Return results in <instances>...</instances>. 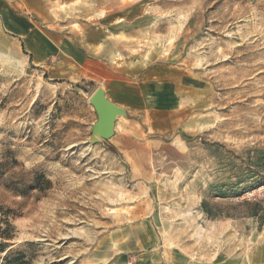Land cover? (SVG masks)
Masks as SVG:
<instances>
[{
	"label": "rangeland",
	"instance_id": "rangeland-1",
	"mask_svg": "<svg viewBox=\"0 0 264 264\" xmlns=\"http://www.w3.org/2000/svg\"><path fill=\"white\" fill-rule=\"evenodd\" d=\"M0 207L18 264H264V0H0Z\"/></svg>",
	"mask_w": 264,
	"mask_h": 264
},
{
	"label": "water",
	"instance_id": "water-1",
	"mask_svg": "<svg viewBox=\"0 0 264 264\" xmlns=\"http://www.w3.org/2000/svg\"><path fill=\"white\" fill-rule=\"evenodd\" d=\"M90 103L98 115V130L106 136L111 135L112 122L121 111L106 101L101 89L93 94ZM107 130L110 131L109 135L105 134Z\"/></svg>",
	"mask_w": 264,
	"mask_h": 264
},
{
	"label": "trees",
	"instance_id": "trees-1",
	"mask_svg": "<svg viewBox=\"0 0 264 264\" xmlns=\"http://www.w3.org/2000/svg\"><path fill=\"white\" fill-rule=\"evenodd\" d=\"M108 149L111 152H115V149L112 146H109ZM46 186H49L48 181H44ZM32 189H37L33 187ZM41 189H39L40 191ZM0 207V212H1ZM9 214H11L10 211L2 212L0 217V255L5 254L2 258L3 264H18V259H11V255L13 254L11 251H7L9 246L7 244V241L11 240L12 238V227L9 223Z\"/></svg>",
	"mask_w": 264,
	"mask_h": 264
},
{
	"label": "bare ground",
	"instance_id": "bare-ground-1",
	"mask_svg": "<svg viewBox=\"0 0 264 264\" xmlns=\"http://www.w3.org/2000/svg\"><path fill=\"white\" fill-rule=\"evenodd\" d=\"M110 118H111V117H110ZM105 134H108V135H109V134H110V131L107 130V131L105 132Z\"/></svg>",
	"mask_w": 264,
	"mask_h": 264
}]
</instances>
